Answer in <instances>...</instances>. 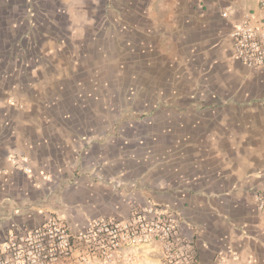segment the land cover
I'll use <instances>...</instances> for the list:
<instances>
[{"label": "crops", "instance_id": "0c3cea01", "mask_svg": "<svg viewBox=\"0 0 264 264\" xmlns=\"http://www.w3.org/2000/svg\"><path fill=\"white\" fill-rule=\"evenodd\" d=\"M262 1L0 0V251L155 206L191 264H264V68L229 38ZM162 262L152 242L112 264Z\"/></svg>", "mask_w": 264, "mask_h": 264}, {"label": "built area", "instance_id": "2783aa9c", "mask_svg": "<svg viewBox=\"0 0 264 264\" xmlns=\"http://www.w3.org/2000/svg\"><path fill=\"white\" fill-rule=\"evenodd\" d=\"M260 8L264 12V1ZM229 38L234 61L248 68H264V17L260 21L251 15L244 17ZM252 200L264 214V192H253ZM152 242L160 244L162 264L193 261L192 249L175 218L148 206L123 222L94 221L75 232L49 220L31 231L9 234L0 251V264H112L123 249Z\"/></svg>", "mask_w": 264, "mask_h": 264}]
</instances>
